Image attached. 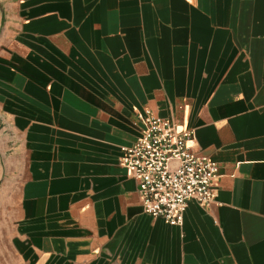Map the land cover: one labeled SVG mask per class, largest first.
<instances>
[{"label": "crops", "instance_id": "obj_1", "mask_svg": "<svg viewBox=\"0 0 264 264\" xmlns=\"http://www.w3.org/2000/svg\"><path fill=\"white\" fill-rule=\"evenodd\" d=\"M147 112L219 165L180 226L120 163ZM0 264H264V0H0Z\"/></svg>", "mask_w": 264, "mask_h": 264}, {"label": "built area", "instance_id": "obj_2", "mask_svg": "<svg viewBox=\"0 0 264 264\" xmlns=\"http://www.w3.org/2000/svg\"><path fill=\"white\" fill-rule=\"evenodd\" d=\"M143 128L131 145L121 147L120 163L138 183L145 213L172 226L183 224L189 202L210 205L219 165L194 151V133L169 120L140 114Z\"/></svg>", "mask_w": 264, "mask_h": 264}, {"label": "rangeland", "instance_id": "obj_3", "mask_svg": "<svg viewBox=\"0 0 264 264\" xmlns=\"http://www.w3.org/2000/svg\"><path fill=\"white\" fill-rule=\"evenodd\" d=\"M13 139H15V136L14 135H11ZM14 143V142H13Z\"/></svg>", "mask_w": 264, "mask_h": 264}]
</instances>
